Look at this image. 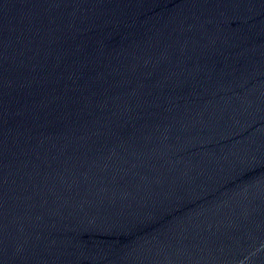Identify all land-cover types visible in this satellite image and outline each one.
<instances>
[{"label":"water","instance_id":"1","mask_svg":"<svg viewBox=\"0 0 264 264\" xmlns=\"http://www.w3.org/2000/svg\"><path fill=\"white\" fill-rule=\"evenodd\" d=\"M0 264H264V0H0Z\"/></svg>","mask_w":264,"mask_h":264}]
</instances>
